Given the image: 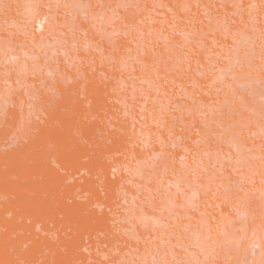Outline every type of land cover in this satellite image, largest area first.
<instances>
[{
    "label": "rangeland",
    "instance_id": "rangeland-1",
    "mask_svg": "<svg viewBox=\"0 0 264 264\" xmlns=\"http://www.w3.org/2000/svg\"><path fill=\"white\" fill-rule=\"evenodd\" d=\"M0 264H264V0H0Z\"/></svg>",
    "mask_w": 264,
    "mask_h": 264
},
{
    "label": "bare ground",
    "instance_id": "bare-ground-1",
    "mask_svg": "<svg viewBox=\"0 0 264 264\" xmlns=\"http://www.w3.org/2000/svg\"><path fill=\"white\" fill-rule=\"evenodd\" d=\"M46 16L45 15H41V17H39V19H38V17L36 18V19H38V22H35L36 24H37V27L39 28V29H43L45 26V21H46V19L47 18H45ZM187 159V158H186ZM185 160V159H184ZM190 160V159H189ZM186 163V162H185Z\"/></svg>",
    "mask_w": 264,
    "mask_h": 264
}]
</instances>
